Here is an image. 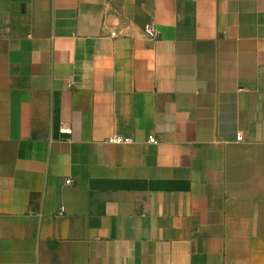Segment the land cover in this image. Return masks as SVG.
Instances as JSON below:
<instances>
[{"label": "crops", "instance_id": "crops-1", "mask_svg": "<svg viewBox=\"0 0 264 264\" xmlns=\"http://www.w3.org/2000/svg\"><path fill=\"white\" fill-rule=\"evenodd\" d=\"M0 264H264V0H0Z\"/></svg>", "mask_w": 264, "mask_h": 264}, {"label": "built area", "instance_id": "built-area-1", "mask_svg": "<svg viewBox=\"0 0 264 264\" xmlns=\"http://www.w3.org/2000/svg\"><path fill=\"white\" fill-rule=\"evenodd\" d=\"M146 33L150 37H153V38H156L157 35H158L157 30L154 27L147 28L146 29ZM63 131L66 132V133H69V134H71L73 132V130L71 128H64ZM241 138L242 137H240V139ZM132 141H133L132 138L124 137V136H121V135H114L113 137H110V139H109V142H111V143H117V144H120V143H130ZM150 141L155 143V142H157V139L155 137H152L150 139ZM66 182L68 184H71L73 182V180L72 179H67Z\"/></svg>", "mask_w": 264, "mask_h": 264}]
</instances>
